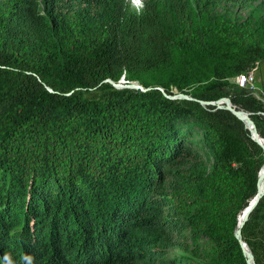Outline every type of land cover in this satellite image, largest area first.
I'll return each instance as SVG.
<instances>
[{
  "label": "trees",
  "instance_id": "1",
  "mask_svg": "<svg viewBox=\"0 0 264 264\" xmlns=\"http://www.w3.org/2000/svg\"><path fill=\"white\" fill-rule=\"evenodd\" d=\"M179 1L0 0V264H247L235 229L263 150L232 113L157 88L230 98L264 139V102L230 83L264 60V15L214 14L264 0ZM107 79L151 90L83 99ZM242 236L264 264V196Z\"/></svg>",
  "mask_w": 264,
  "mask_h": 264
},
{
  "label": "rangeland",
  "instance_id": "2",
  "mask_svg": "<svg viewBox=\"0 0 264 264\" xmlns=\"http://www.w3.org/2000/svg\"><path fill=\"white\" fill-rule=\"evenodd\" d=\"M127 1L130 3L132 9L135 10L137 13L143 12L146 9V6L150 5L151 2L160 3L159 5L167 2L165 4H167V5H172L173 4L178 9L181 6V3H180L179 0H142L143 7H142L141 3L139 5L140 7L139 6L137 7L135 5L134 6L132 5L131 0H127ZM189 1L191 3H193L194 7H195L194 0H189ZM226 9H228L231 12L230 13L231 18L234 21L240 22V21H242L244 19H247L249 17H252V16L255 17V18L263 16L264 15V2H259V3L252 4L250 7H248L247 9H243V10L242 9H238V8H234V7H229L228 5H225L224 3H222L219 8L215 9L214 14H216V15L223 14V13H225ZM256 67H257L255 69L256 72L254 71L252 74H251V72L245 74L248 77L253 75L254 80L253 81L251 80L252 82L250 83V85H252L254 88L250 89V90H247V89H245V90L249 91L254 97H256L257 99H260L262 102H264V60L258 62ZM123 80L124 79H122L121 81H123ZM125 82H127V81H125ZM236 82H237L236 79L235 80L234 79L230 80L231 85L232 84H236L239 87V89H244L241 85L237 84ZM207 83L208 82H205V83H202V84H197L195 87H201V86H203L205 84L207 85ZM129 84H132V83H129ZM109 85L111 86V88H109V89L107 88V90L105 92H101V91L98 92L97 90L94 89V90H92L90 92H87L83 96V99L84 100L98 101L100 99L109 98L112 95V94H110L111 90H114V89L121 90V89L115 87L114 85H112L111 83H109ZM125 89L134 90V89H130V88H125ZM187 90H188L187 92L193 91L191 88L187 89ZM137 91H140V90H137ZM173 91L176 93L175 89H173ZM67 95L69 96L71 94H67ZM188 96H190V95H188ZM190 97H192V96H190ZM192 98H194V97H192ZM221 99H223V98H221ZM228 99H230V98H228ZM197 100H199V99H197ZM191 102H194V101H191ZM200 105H202V104H200ZM202 106H204V105H202ZM206 106H210V105H205L204 107H206ZM234 107H236V106H234ZM236 109H239V108L236 107ZM219 110H222V109H219ZM242 110H244V109H242ZM225 111H227V110H225ZM244 111H246V110H244ZM228 112H230V111H228ZM247 112H249V111H247ZM249 113H251V112H249ZM192 132H193V135H194L192 143L196 146V148L199 151H201V153L203 155V158H204V167H203V169H208L210 167V163H212V158H211V155L209 154L210 153L209 150L204 145V141H203V137H202L203 136V132L201 131V129H199V127H197V128L195 127ZM237 152H238V150L235 147L231 148V153L234 156L236 155ZM192 162H194V161H192ZM232 163L234 164V166H238V164L235 162V160H232ZM263 165H262V167H263ZM262 167H261V169H262ZM188 169L189 168L185 167V166H171V167H169V171L172 172V174H175V175H177V174L179 175L182 171H187ZM261 169H260V171H261ZM250 172H251V170H250ZM258 176H259V174H258ZM255 188H256V186H255ZM257 192H258V181H257V191H256V193ZM159 194H161V192H159ZM188 235L191 236V233L188 232ZM172 254L173 255H177L178 257H184L183 258L184 260H183L182 264H204L205 263V260H204V258H202V256L196 255L191 250L183 251V250L178 249V250L174 251Z\"/></svg>",
  "mask_w": 264,
  "mask_h": 264
},
{
  "label": "water",
  "instance_id": "3",
  "mask_svg": "<svg viewBox=\"0 0 264 264\" xmlns=\"http://www.w3.org/2000/svg\"><path fill=\"white\" fill-rule=\"evenodd\" d=\"M106 83H111L112 85H114L115 87L119 88V89H125V88H130V89H134V90H140L142 92H148L151 90V88L149 89H145L143 86H141L138 82H133L132 84H129L127 82H125V80L120 81L119 83H115L114 81L107 79L105 80ZM159 89L164 96L167 99L170 100H187V101H194V102H198L202 105H210V106H215L217 107V109H222V110H227L230 111L236 118H238L240 121H242L245 125V128L247 130H249L250 134H251V139L263 150L264 152V139L260 136L258 129L256 127V124L254 123V121L251 119V113L244 111L242 109H236V107L233 106L231 99L228 98H223L220 99L218 101H199L195 98H192L188 95L185 94H176L174 96H170L168 95L164 89L162 88H157ZM48 91L51 93L52 90L48 89ZM241 115H245V117H241ZM260 182L262 185V189L257 193V195L250 201L249 205L242 210L239 213L238 216V224L237 227L235 229V238L237 239V241L239 242L241 249L243 251L244 257H246L247 260V264H255L254 261V257L253 254L251 252V249L249 248V246L247 245L246 242H244L243 240V236H242V228L244 227V225L247 223V221L249 220V217L251 215V213H253V211L255 210V208L257 207V205L259 204L261 198L264 196V168H263V172L261 174L260 172ZM243 213L242 219H241V214Z\"/></svg>",
  "mask_w": 264,
  "mask_h": 264
},
{
  "label": "built area",
  "instance_id": "4",
  "mask_svg": "<svg viewBox=\"0 0 264 264\" xmlns=\"http://www.w3.org/2000/svg\"><path fill=\"white\" fill-rule=\"evenodd\" d=\"M132 5L134 6H139L137 3H135V0H131ZM140 7V6H139ZM258 64V63H257ZM256 64V66H257ZM257 67H255L252 71L251 74L255 71ZM256 72V71H255ZM250 76V75H249ZM235 80V79H234ZM237 80V84L241 85L244 89L250 90L253 89L254 87L252 85H250V83L254 80L253 75H251L250 77H248L247 75H240L238 77H236ZM252 80V81H251Z\"/></svg>",
  "mask_w": 264,
  "mask_h": 264
},
{
  "label": "bare ground",
  "instance_id": "5",
  "mask_svg": "<svg viewBox=\"0 0 264 264\" xmlns=\"http://www.w3.org/2000/svg\"><path fill=\"white\" fill-rule=\"evenodd\" d=\"M241 117H245V115H241ZM263 168H264V165H263V167H262V169H261V171H260L261 174H262V172H263ZM260 172H259V176H258V177H259V178H258V192L262 189V185H261V182H260V180H259V179H260ZM258 192H257V193H258ZM257 193H256V195H257ZM256 195H255V196H256ZM255 196H254V197H255ZM254 197H253V198H254ZM242 216H243V213L241 214V219H242Z\"/></svg>",
  "mask_w": 264,
  "mask_h": 264
},
{
  "label": "snow or ice",
  "instance_id": "6",
  "mask_svg": "<svg viewBox=\"0 0 264 264\" xmlns=\"http://www.w3.org/2000/svg\"><path fill=\"white\" fill-rule=\"evenodd\" d=\"M135 3L139 5L141 3V0H135Z\"/></svg>",
  "mask_w": 264,
  "mask_h": 264
},
{
  "label": "clouds",
  "instance_id": "7",
  "mask_svg": "<svg viewBox=\"0 0 264 264\" xmlns=\"http://www.w3.org/2000/svg\"><path fill=\"white\" fill-rule=\"evenodd\" d=\"M141 5H142V7H143L142 0H141Z\"/></svg>",
  "mask_w": 264,
  "mask_h": 264
}]
</instances>
